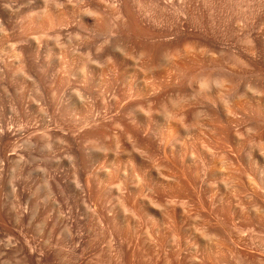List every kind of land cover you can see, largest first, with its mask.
<instances>
[{
  "label": "rangeland",
  "instance_id": "374dc122",
  "mask_svg": "<svg viewBox=\"0 0 264 264\" xmlns=\"http://www.w3.org/2000/svg\"><path fill=\"white\" fill-rule=\"evenodd\" d=\"M128 2L0 0V264H264V0Z\"/></svg>",
  "mask_w": 264,
  "mask_h": 264
},
{
  "label": "bare ground",
  "instance_id": "6f19581e",
  "mask_svg": "<svg viewBox=\"0 0 264 264\" xmlns=\"http://www.w3.org/2000/svg\"><path fill=\"white\" fill-rule=\"evenodd\" d=\"M102 5L101 6H98L99 8H102V10L103 9H107V11L109 10V13L106 11H104L105 13H108L107 14V17H108V15L110 16H114L113 18H115L116 19V21L115 22H117V25H116V23H115V28L116 27H118V29L117 30H119L118 32H117V34L120 32L121 33V35H123L124 34V32H126L125 31V29H126V27H127V24L128 23H131L132 21L134 22V21H136V19H137V17H138V15H137V11H136V13L132 10V9H130V6H129V2H128V0H98ZM167 1V3H172V1L173 0H166ZM88 2V1H87ZM54 5V0H37V3H36V7L38 6V8L40 7V8H42V11H43V8H44V11H45V9H49V7H51V6H53ZM93 5H94V2H93ZM98 5V4H97ZM94 6H96V5H94ZM92 8H93V6H92ZM54 9V8H53ZM94 9V8H93ZM113 9H116V10H113ZM39 10H41V9H39ZM101 10V9H100ZM99 11V12H95V14L96 13H99L100 15H101V13L103 14L104 12L103 11ZM95 11V10H94ZM91 12V11H90ZM101 12V13H100ZM3 13V12H2ZM4 13H6V12H4ZM46 13V12H45ZM7 14H8V12H7ZM94 14V15H95ZM98 14V15H99ZM1 15V14H0ZM97 15V14H96ZM97 15V16H98ZM100 15H99V17H100ZM4 16V15H3ZM2 16V17H3ZM102 16V15H101ZM103 16H104V14H103ZM110 16V18H112ZM6 17V16H5ZM80 17V16H79ZM106 16H105V18H107ZM104 18V17H103ZM101 20H102V18H101ZM131 21V22H130ZM64 22H65V20H64ZM105 29H107V30H109L107 27L105 28ZM127 30V29H126ZM106 31V30H105ZM104 31V32H105ZM120 33H119V35L118 36H120ZM125 36V34L123 35V37ZM119 38H121V37H119ZM123 39H125V37L123 38ZM123 39H121V40H123ZM120 40V39H119ZM29 42V41H28ZM121 42V41H120ZM124 42H125V40H124ZM123 43V42H122ZM31 45V44H30ZM53 45L56 47V41H54L53 42ZM125 45V44H124ZM122 47H124V46H122ZM29 48V47H28ZM24 50H26V49H24ZM28 50V49H27ZM26 50V51H27ZM47 50H50L49 48L47 49ZM29 51H30V49H29ZM28 51V52H29ZM23 52V51H22ZM25 52V51H24ZM28 52H27V54H28ZM10 53V52H9ZM15 53V52H14ZM47 53H49V51L47 52ZM24 54H26V52L24 53ZM26 54V55H27ZM120 54H122V53H120ZM119 54V55H120ZM16 56H14V57H12V56H9V58H7L8 60L10 59L11 60V62H6V64H4L3 66H0V83H4V82H12V81H15V79L13 80L11 77V79H8V77H6V76H4L3 75V70H5V68H7V67H11V66H16V71H17V69H19V66L21 65V62L20 61H18L17 60V58L16 57H18L17 56V54H15ZM30 55V54H29ZM21 58V57H20ZM48 63V62H47ZM47 63H45L44 65H42L41 67H39L41 70H42V72H45V73H47L45 70H43V69H47L48 68V66H47ZM51 64L53 65V70H52V72H54V75L58 78V74H56L55 72H57V70L61 67V61H60V59H54L52 62H51ZM64 64V63H63ZM18 67V68H17ZM83 67V66H82ZM15 69V68H14ZM84 69V68H83ZM71 71V70H70ZM17 72H19V71H17ZM16 72V73H17ZM76 72V71H75ZM78 72V75L79 76H82L83 77V71L81 70H79V71H77ZM23 74V73H22ZM22 74H21V77L22 78H25L24 76H22ZM74 74V73H73ZM48 75V74H47ZM72 75V74H71ZM49 76V75H48ZM43 78V77H42ZM68 78V77H67ZM66 78V79H67ZM70 78V77H69ZM17 80H18V78H17ZM19 80H20V78H19ZM45 80V79H44ZM64 81H65V78H64ZM67 81V80H66ZM62 83V82H61ZM64 83V82H63ZM74 96L75 97H78L79 95H78V93H74ZM127 134H132V131L131 130H129V131H127ZM46 139V138H45ZM19 141V140H18ZM48 141V140H47ZM21 142H22V144L24 145V146H26V147H29V146H31L32 145V142H30V140H24V141H22L21 140ZM18 143H20V141L18 142ZM58 143V142H57ZM61 143V142H60ZM62 143H64V142H62ZM57 145V144H56Z\"/></svg>",
  "mask_w": 264,
  "mask_h": 264
}]
</instances>
